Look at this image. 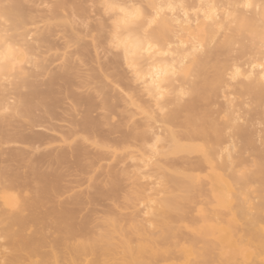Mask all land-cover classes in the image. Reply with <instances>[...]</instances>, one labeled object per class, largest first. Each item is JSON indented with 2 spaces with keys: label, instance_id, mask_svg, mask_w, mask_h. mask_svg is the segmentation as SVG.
I'll use <instances>...</instances> for the list:
<instances>
[{
  "label": "bare ground",
  "instance_id": "6f19581e",
  "mask_svg": "<svg viewBox=\"0 0 264 264\" xmlns=\"http://www.w3.org/2000/svg\"><path fill=\"white\" fill-rule=\"evenodd\" d=\"M0 264H264V0H0Z\"/></svg>",
  "mask_w": 264,
  "mask_h": 264
},
{
  "label": "rangeland",
  "instance_id": "374dc122",
  "mask_svg": "<svg viewBox=\"0 0 264 264\" xmlns=\"http://www.w3.org/2000/svg\"><path fill=\"white\" fill-rule=\"evenodd\" d=\"M68 184H70V183H68ZM76 184V183H75Z\"/></svg>",
  "mask_w": 264,
  "mask_h": 264
}]
</instances>
